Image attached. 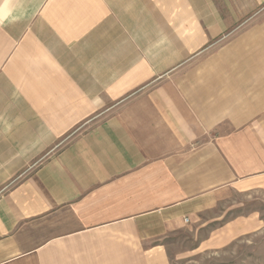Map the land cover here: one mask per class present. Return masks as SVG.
Here are the masks:
<instances>
[{
  "label": "crops",
  "instance_id": "crops-1",
  "mask_svg": "<svg viewBox=\"0 0 264 264\" xmlns=\"http://www.w3.org/2000/svg\"><path fill=\"white\" fill-rule=\"evenodd\" d=\"M256 181L264 0H0V264H172Z\"/></svg>",
  "mask_w": 264,
  "mask_h": 264
},
{
  "label": "rangeland",
  "instance_id": "rangeland-1",
  "mask_svg": "<svg viewBox=\"0 0 264 264\" xmlns=\"http://www.w3.org/2000/svg\"><path fill=\"white\" fill-rule=\"evenodd\" d=\"M243 216L250 217V222L227 223ZM198 219L185 232L186 238L169 240L172 264H264V189L259 188L258 181L246 192L228 190L215 206L198 214ZM220 228L223 240L216 243L217 247L191 251L207 233L215 235Z\"/></svg>",
  "mask_w": 264,
  "mask_h": 264
}]
</instances>
